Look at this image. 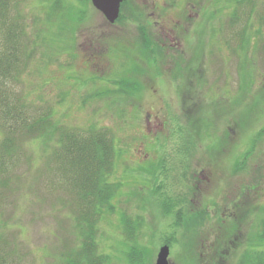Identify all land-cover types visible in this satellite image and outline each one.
<instances>
[{"label": "rangeland", "instance_id": "rangeland-1", "mask_svg": "<svg viewBox=\"0 0 264 264\" xmlns=\"http://www.w3.org/2000/svg\"><path fill=\"white\" fill-rule=\"evenodd\" d=\"M123 1L112 25L90 3L64 0L74 7L65 29V14L51 12L47 24L50 3L22 0L10 13L19 16L31 45L9 88L37 114L51 108L61 128L110 134L115 157L107 180L117 191L96 239L98 255H108L109 264H128L125 253L134 250L141 258L146 254L145 264H155L162 246L169 248L170 264H185L181 226L172 231L174 214L163 209L175 204L177 212L186 198L185 210L193 205L209 214L203 235L218 227L216 215L235 210L243 217L237 237L219 248V264H239L237 245H249L264 217V135L256 139L254 155L246 154L264 128V24L258 20L264 0H251L250 12L237 0ZM78 11L86 13L82 24ZM233 13L239 22L233 23ZM138 26L161 56L139 53ZM243 33L248 37L242 41ZM171 56L186 64L183 71L191 76L185 81L165 63ZM154 59L159 67L153 68ZM121 79L130 85L123 91ZM58 135L50 133L41 145L18 139L9 170L0 176V236L9 245L8 264H62L64 250L75 247V194L53 173ZM123 215L133 223V237ZM168 238L177 244H161Z\"/></svg>", "mask_w": 264, "mask_h": 264}, {"label": "trees", "instance_id": "trees-1", "mask_svg": "<svg viewBox=\"0 0 264 264\" xmlns=\"http://www.w3.org/2000/svg\"><path fill=\"white\" fill-rule=\"evenodd\" d=\"M41 1L47 4L50 3V7H48L50 11L47 12V24L52 23L50 20L51 12L55 14V17L65 14V26L69 24L67 23V13L74 10L71 3L67 4L64 0ZM75 1L83 6H87L90 3V0ZM20 2L22 0H0V136L3 137V140L0 141V176L9 170L8 162L11 163L12 158L15 157V148L17 147H15V144L18 139L39 140V144L41 145L42 140L49 136L50 133L53 134L55 131V133L59 134L56 141V150H54V164L56 166L53 173L60 180L62 178V185L67 188V192L75 194L73 202L79 210V214L74 220L75 247L74 249L64 250L60 259H62V264H109L108 255H98L96 239L98 237L97 225L101 219V215L106 214L108 211L112 212L109 205L117 191V187L112 186L107 180L112 172L115 157L114 142L110 134L105 130H97L90 127L86 130L79 129L73 131L72 129L57 126L56 122H53L51 108L46 110L45 113L37 114V110L29 107L24 102L21 93L9 88L10 81L16 82L15 78L21 74L19 68L23 65V55L28 53L27 49L31 45L30 36L25 33L23 24L18 23L20 22L19 16L11 15L10 13L11 9H14ZM250 2L251 0H237V5L240 6L245 3L244 6H246L248 4L250 12L254 9V4ZM124 3L123 1L120 8L123 7ZM262 6L264 10V4ZM249 12L245 13L247 15L245 22L250 18ZM78 14L81 18L77 19V21H79V24H82L84 20L83 16L86 13L78 11ZM232 16L233 21L235 20L233 23L240 21L237 14L233 13ZM258 20L259 25L264 24L263 13L258 14ZM253 26L251 22L249 26L250 33L253 32L251 31ZM68 28L67 26L65 27V29ZM143 29V26L142 28L138 26L137 31H139V36L147 35V33L143 32ZM255 34H257V31ZM240 36L242 41L248 37L244 36V33ZM24 38L29 40L27 44L22 45L21 40ZM147 49H149V44L147 45ZM26 61H30V56H28ZM242 66L239 63L240 74L244 70ZM175 67L176 70L173 71V74H180L181 70H179V66ZM121 80H124L120 83L122 86L121 91H123V87L128 86L129 82L126 79ZM190 92L192 93V91ZM125 93L129 94V91ZM188 107H190V101ZM247 121H250L248 117H246L244 123L247 124ZM263 135L264 128L255 134L252 140L253 143L249 148L250 151L246 152V154L254 155L255 142L262 138ZM222 150L218 156L223 154ZM187 155H190V153H187ZM235 169L237 168L235 167ZM240 169L242 171L245 170L243 168ZM203 170H206V168ZM251 188H255V186ZM246 190L248 191L249 189L245 187L242 189V192L245 193L247 192ZM241 196L243 197L242 193ZM180 204L181 209H178L177 212H175L177 208L175 204L174 210L167 207L163 211L167 215L174 214L173 221L169 225L172 231H176L181 226L183 238L186 241L183 247L184 253L187 254L185 264H219V260L221 259L219 255L221 251L219 249L220 246L229 242V240L233 242L232 239L237 237L236 232L238 233L243 226V217L239 214L237 215L235 210H231L225 216L216 215L218 227L212 228V232H207L203 235L202 227L205 221L208 220L209 214L206 211H201L199 207L195 209L193 207L192 209L193 205H190L189 209L185 210L184 206L188 204L187 198L181 201ZM234 207L236 209L239 208L238 206ZM121 217L122 224L123 220L125 221L124 224L127 226L129 236L133 237L135 228L131 219L128 215ZM223 217H225V220L222 219ZM137 223L139 224L138 221ZM130 226L133 228L132 230ZM254 229V238L250 241L249 245H237L238 249L236 251L238 253V250H240L239 253L241 255L239 264H264V251L256 249L264 247V217L259 219ZM183 238L181 237V241L178 240V244L177 239L171 238L163 239L161 244L163 243L169 247L172 243L179 245L182 243ZM182 246L178 247L181 249ZM7 247H9L8 243L0 236V264H8L9 254L6 253ZM141 256L142 258L140 254H136L135 250L126 251L125 253V259L128 264H145L146 254L145 256L144 254Z\"/></svg>", "mask_w": 264, "mask_h": 264}, {"label": "water", "instance_id": "water-1", "mask_svg": "<svg viewBox=\"0 0 264 264\" xmlns=\"http://www.w3.org/2000/svg\"><path fill=\"white\" fill-rule=\"evenodd\" d=\"M92 6L100 12L110 24H113L118 16L120 4L123 0H90ZM169 248L162 246L156 256L155 264H170L168 261Z\"/></svg>", "mask_w": 264, "mask_h": 264}, {"label": "flooded vegetation", "instance_id": "flooded-vegetation-1", "mask_svg": "<svg viewBox=\"0 0 264 264\" xmlns=\"http://www.w3.org/2000/svg\"><path fill=\"white\" fill-rule=\"evenodd\" d=\"M152 39H151V37L150 36H148V35H143V36H138V39H137V44L135 43V45L137 46V48H138V51H139V53L141 54V55H144V56H148V55H150V54H153V55H155V56H157V57H159V56H161V52L160 51H155L154 53H153V47H154V45L155 44H153V40L151 41ZM149 44V49H147V45ZM161 44H163V43H161ZM140 47H142L144 50H142L141 51V48ZM159 47V46H158ZM159 48H163V49H166V51H168L170 48H167L166 46H163V45H160V47ZM165 53V52H164ZM181 54V60H183L182 58H183V55H182V53L183 52H180ZM176 54H178V53H176ZM178 56H179V54H178ZM179 59H180V57H179ZM189 62V61H188ZM164 62H162V64H163ZM165 63H168V64H170L171 65V67H172V70L174 71V70H176V67L175 66H179V70H181V77H184L183 76V70H184V66H186V64H183V65H181L180 64V62L179 63H177V61H176V58L175 57H173V56H171L168 60H165ZM181 63H183V61L181 62ZM151 64H152V66H153V68H154V66L156 65V66H158L159 67V64H160V62H158L156 59H154L152 62H151ZM181 66V67H180ZM155 69H157V68H155ZM150 70H152V68L150 67ZM173 71H172V73H173ZM178 72V71H177ZM159 74H161V76H162V71H160L159 70V72H158ZM180 74H177V75H175L177 78H179L180 77ZM184 74H185V78H184V81L186 80V78H189L191 75H190V73L188 72V73H185L184 72ZM134 86H137V84H135ZM186 92L187 93H189L190 94V92H189V90H186Z\"/></svg>", "mask_w": 264, "mask_h": 264}]
</instances>
